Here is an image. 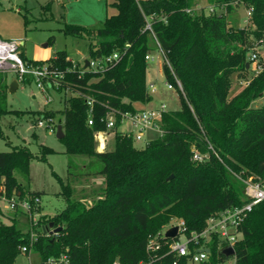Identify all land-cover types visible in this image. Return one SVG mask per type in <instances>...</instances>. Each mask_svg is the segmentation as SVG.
Instances as JSON below:
<instances>
[{
    "label": "trees",
    "instance_id": "obj_1",
    "mask_svg": "<svg viewBox=\"0 0 264 264\" xmlns=\"http://www.w3.org/2000/svg\"><path fill=\"white\" fill-rule=\"evenodd\" d=\"M197 1L112 0L116 13L107 15L100 27L65 23V35L87 40V60L119 54V60L104 71L91 70L84 61L74 62L73 67L64 50L46 62L34 60L19 45L24 61L47 63L63 71L57 90H69L70 94L64 96L55 124L63 129L59 140L68 155L88 159L81 165L83 170L99 162L94 171L82 175H100L102 182L86 203L85 195L83 200L72 198L74 187L55 174L65 207L54 214H40L36 223L31 227L26 223V228L14 216H9L10 223L0 219V264H18L22 246L27 247L26 254L34 253L39 263L66 255L68 264H138L147 259L148 234L173 219H183L189 231H201L209 216L244 203V183L235 174L264 181V105H252L264 96V61L249 83L230 95L233 76L250 70L246 65L252 43L248 27H254V39L264 45V0H205L221 7L222 13L185 11ZM240 3L252 10L248 23L239 28L230 25L224 11ZM150 17L151 30L145 28ZM157 43L168 60V64L162 62V75L177 90L180 106L165 111L162 133L138 148L119 126L122 114L136 112L134 102L153 99L147 86L145 55L155 51ZM31 82L32 77H27L18 83ZM6 87V77L0 71V117L27 112L7 108ZM110 112L114 125L107 129ZM53 115L50 110L43 117ZM98 131L112 133V148L97 150ZM194 150L208 158L192 160ZM52 152L49 146L40 148L41 157ZM33 157L25 144L0 151V195L2 188L7 197H40V191L25 190L17 178V174L29 178ZM34 208L38 209L31 210ZM12 211L27 216L20 209ZM56 227L61 229L54 233ZM31 231L36 239H31ZM238 232L234 264H264V200L252 207ZM220 245L213 236L209 256L199 264H223L226 258L219 254ZM171 261L168 257L157 264ZM179 264L189 263L183 259Z\"/></svg>",
    "mask_w": 264,
    "mask_h": 264
},
{
    "label": "rangeland",
    "instance_id": "obj_2",
    "mask_svg": "<svg viewBox=\"0 0 264 264\" xmlns=\"http://www.w3.org/2000/svg\"><path fill=\"white\" fill-rule=\"evenodd\" d=\"M112 0H0V38L3 40L22 41L20 50L31 59L42 60L46 62L54 57L57 51L64 50L69 58L83 63L88 59L87 40L71 35H65L62 27L65 23L81 25L86 27L102 26L105 17L116 13L115 7L111 6ZM204 6V12L208 13L209 3L200 0ZM216 13H222L219 7H214ZM226 20L233 27H243L246 25L247 11L246 6L240 3L231 11H224ZM254 27H248V35L252 40L248 49V61L250 70L241 72L233 76V86L230 89V95L239 91L243 85H247L253 75L261 70V64L264 61V45H259L254 39L252 30ZM256 53L255 60H251V54ZM151 59L148 60V69L146 80L153 81L155 91L153 99L145 103V107L153 108L164 103L167 109H178L180 106L178 92L175 88H167L165 78L162 75V59L160 55L153 51ZM160 65V68H159ZM2 72V71H1ZM8 87H6V106L9 109H19L23 112L20 115L6 114L0 117V151H8L14 146L25 144L34 154L30 161L29 178L24 179L17 174L18 180L24 186V189L40 191L38 204L32 207L38 209L31 210L26 215H20L21 227L26 228L25 224L33 226L30 215L36 220L40 214H54L66 205L64 195L59 194L61 187L55 174L59 175L64 181L68 180L75 191L72 198L82 199L85 195L86 203L97 194V188L101 185L102 176L82 175L87 171H94L99 162L94 161L92 165L83 170L81 166L88 159L80 156H72L65 153L64 144L56 137L54 131L44 123L38 125L37 121L44 112L52 110L53 123L57 124L60 116V110L64 107L63 98L70 94L69 90L58 91L51 83L46 85V93L50 98L45 102L40 89L34 82L23 84L14 91H9V83L15 74L11 71L4 72ZM141 104L137 103V106ZM253 106L264 105V96L253 101ZM120 130L129 129L130 125L123 120ZM34 133V135H33ZM157 131H146L139 140H134V145L138 148L144 147L146 142L156 136ZM105 134L96 137L97 150H106L113 147V136ZM42 145L51 147L54 152L41 157L40 148ZM0 219L5 223H10L9 215H14L12 210L8 209L7 203H0ZM11 211V212H10ZM30 213V215H29ZM20 214V213H19ZM179 219V218H178ZM31 222V223H30ZM25 225V226H24ZM16 262L18 264H35L37 257L34 253H21ZM223 264H234V257L226 258Z\"/></svg>",
    "mask_w": 264,
    "mask_h": 264
},
{
    "label": "built area",
    "instance_id": "obj_3",
    "mask_svg": "<svg viewBox=\"0 0 264 264\" xmlns=\"http://www.w3.org/2000/svg\"><path fill=\"white\" fill-rule=\"evenodd\" d=\"M217 7L214 4H210L208 7V13L215 12ZM221 8V7H219ZM222 10V8H221ZM251 7H246L247 20L251 15ZM185 11L190 14L200 13L204 11V6L200 3H195L191 7H186ZM151 17L146 19L145 28L151 30ZM19 41L3 40L0 38V71L13 72L16 76L17 82L25 80L27 77H32L33 82L40 89L42 97L45 102H49L50 98L46 93L47 83H51L56 89L60 85V79L63 78V71L58 70L56 67H51L47 63L42 65H33L24 61L19 54ZM128 44H126L127 46ZM159 55L162 62L168 64V60L159 44L157 43V49L155 50ZM152 53V52H151ZM151 53L145 55V59L150 60ZM256 53L251 54V60H255ZM119 60V54L113 52L109 55L103 56L98 59H89L86 67L94 71H104L111 63H116ZM75 63L73 61V67ZM167 88H175L172 83L165 81ZM178 88L181 89V84L177 81ZM149 92L152 94L155 91L153 82L147 81ZM87 104L91 105V100H86ZM91 109V107H90ZM167 107L164 103H160L157 107L153 108H141L134 113L122 114V121L126 120L130 125V129L124 131L130 134L133 140H139L144 136L146 131H157L158 134L162 133L161 120L162 115L167 111ZM107 129H111L114 125V116L110 112L107 114ZM51 117H41L38 119V125H47L51 131H56L55 124ZM88 123L92 124V118L89 117ZM101 134H107V131H98L95 133V137L101 136ZM209 147L212 149L211 145ZM214 151V150H213ZM217 156V153H215ZM208 158V155L198 150H194L191 159L194 161H203ZM244 183V195L246 201L240 205H235L226 208L216 214L209 216L206 219V225L201 231L188 230L183 219H173L170 223L165 225L161 230L154 233H149L145 243V251L147 259L140 260L138 264H157L165 258L171 257L172 264H179V262L185 259L189 264H199L205 261L209 256V243L213 236H216L220 241V249L226 245H230L233 249V255L235 254L234 243L238 240L240 233L238 232V226L245 219L248 212L252 207L260 201L264 200V181L255 180L253 176L246 178L235 174ZM39 197H34L30 200L27 197L21 199L12 196L7 197L4 195V190L1 188L0 203H7V207L10 210L20 209L26 213L31 211L33 204H38ZM30 215V213H29ZM30 219L33 224L36 220L32 215ZM172 227H176V233L174 236L166 235V231ZM55 233V232H54ZM31 239H36V234L31 231ZM27 247L22 246L21 252L26 254ZM35 264H68V257L61 255L58 258L49 257L43 262H36ZM113 264H120L119 261H114Z\"/></svg>",
    "mask_w": 264,
    "mask_h": 264
},
{
    "label": "water",
    "instance_id": "obj_4",
    "mask_svg": "<svg viewBox=\"0 0 264 264\" xmlns=\"http://www.w3.org/2000/svg\"><path fill=\"white\" fill-rule=\"evenodd\" d=\"M20 44H23L22 41H20ZM85 66L88 64V60L86 59L85 61ZM247 66L249 65L248 63L246 64ZM17 86H18V82L16 79H12L9 83V91H14L15 89H17ZM56 137L58 139L62 138L64 136V133H63V129H62V126L61 124H58L57 125V128H56ZM172 175H170L169 177H171ZM49 226H52V223L49 224ZM61 229V227H56L53 229L54 232H57ZM176 233V227H172L170 229H168L166 231V235L168 236H174ZM219 254H222L224 255L225 258H229L230 256L233 255V249L230 245H226L224 246L223 248H221L219 250Z\"/></svg>",
    "mask_w": 264,
    "mask_h": 264
},
{
    "label": "crops",
    "instance_id": "obj_5",
    "mask_svg": "<svg viewBox=\"0 0 264 264\" xmlns=\"http://www.w3.org/2000/svg\"><path fill=\"white\" fill-rule=\"evenodd\" d=\"M197 3H200L199 1H197ZM20 43V42H19ZM159 68H160V65H159ZM13 79H15V76H14V78ZM154 80H152V81H149V82H153ZM18 86H19V83H18ZM17 86V87H18ZM152 96H153V94H152ZM137 103L139 104L140 102H134L133 103V105H134V107L138 110V109H141V108H148V107H145V106H143V105H145V103H140L141 105L139 106H137ZM122 125V124H121ZM129 125V124H128ZM130 129V128H129ZM129 129H123L122 131H127V130H129ZM106 135V137L105 138H107V136L108 137H110L111 135H112V133H110L109 131H107V134H105ZM1 212H2V210H0ZM11 212V211H10ZM13 213H14V211H12ZM20 215L21 214H19V213H14V215H12V216H14V218H16V220H22V218L20 217ZM9 216H11V215H9ZM8 216V217H9Z\"/></svg>",
    "mask_w": 264,
    "mask_h": 264
}]
</instances>
